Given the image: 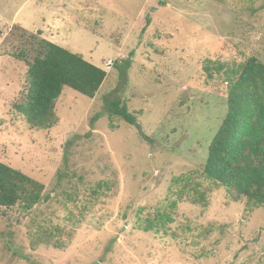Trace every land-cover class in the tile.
I'll use <instances>...</instances> for the list:
<instances>
[{
    "label": "rangeland",
    "instance_id": "374dc122",
    "mask_svg": "<svg viewBox=\"0 0 264 264\" xmlns=\"http://www.w3.org/2000/svg\"><path fill=\"white\" fill-rule=\"evenodd\" d=\"M37 30L107 72L92 98L64 87L47 129L14 110ZM250 56L264 62V0H0V161L45 186L0 207V264H264V206L203 174L227 84L202 66ZM114 97L136 124L105 113Z\"/></svg>",
    "mask_w": 264,
    "mask_h": 264
},
{
    "label": "trees",
    "instance_id": "16d2710c",
    "mask_svg": "<svg viewBox=\"0 0 264 264\" xmlns=\"http://www.w3.org/2000/svg\"><path fill=\"white\" fill-rule=\"evenodd\" d=\"M15 56L26 63L27 70L25 88L14 110L32 128L54 126L55 105L64 87L92 98L107 76L106 70L81 54L42 37V30L24 33L23 47ZM131 64V58L115 64L122 80ZM202 67L210 78L222 73L227 84V112L208 146L203 174L234 189L254 206H264V62L250 56L239 65L228 67L206 59ZM106 112L129 124L137 123L135 113L119 97L106 103ZM100 115L94 116L92 123ZM141 136L148 139L143 133ZM44 189L42 182L0 161V207L20 204L29 210L42 199ZM193 202L204 204L205 193L197 192ZM159 218L160 226L170 219L164 214ZM144 229L159 227L147 219Z\"/></svg>",
    "mask_w": 264,
    "mask_h": 264
}]
</instances>
